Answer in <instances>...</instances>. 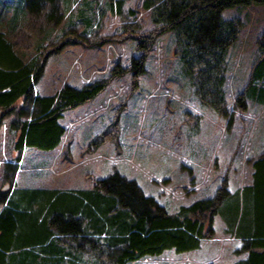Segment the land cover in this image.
Masks as SVG:
<instances>
[{"label":"rangeland","instance_id":"1","mask_svg":"<svg viewBox=\"0 0 264 264\" xmlns=\"http://www.w3.org/2000/svg\"><path fill=\"white\" fill-rule=\"evenodd\" d=\"M119 1L61 0L63 20L57 25L49 20L48 8L41 16L28 11L19 18L18 0H0V31L27 61L46 60L36 86L40 94L49 96L67 85L80 89L110 79L95 100L64 113L60 123L66 133L57 150L25 149L16 186L93 189L98 180L118 173L136 181L146 197L175 214L215 197L223 185L230 195L251 185L253 164L264 156V104L252 99V75L264 55L260 43L264 6L223 13L226 20L242 23L228 55V113L223 115L200 103L184 73L174 33L154 41L145 73L133 90L132 60L142 52L136 40L121 41V36L127 31L125 25L134 26L136 35L150 33L155 25L151 12L143 8L144 0H125L121 9ZM106 38L114 39L104 43ZM117 66L126 71L112 77ZM242 93L245 111L237 107ZM16 118L0 110V192L8 189L5 165L17 156V131L12 129ZM46 164L49 171L41 166ZM3 207L0 204V211ZM200 220L211 223L214 230L200 249L183 254L168 250L130 264H235L247 257L240 252L243 241L227 230L221 215L208 213Z\"/></svg>","mask_w":264,"mask_h":264},{"label":"trees","instance_id":"2","mask_svg":"<svg viewBox=\"0 0 264 264\" xmlns=\"http://www.w3.org/2000/svg\"><path fill=\"white\" fill-rule=\"evenodd\" d=\"M123 1H119L120 9ZM60 3L18 0L19 18L29 12L41 16L48 8L49 20L58 25L63 20ZM252 5L264 6V0H144L143 8L151 12L155 30L136 35L134 26L125 25L127 31L121 36V41L136 40L142 52L132 60L133 90L145 73L154 41L174 33L184 73L195 86L200 103L227 115V60L242 23L226 20L223 13ZM113 39L106 38L104 43ZM260 43L264 50V33ZM25 57L0 31V110L17 115L12 122L17 131V156L5 165L8 189L0 192L4 205L0 211V264H130L168 250L189 253L214 234L212 224L200 220L208 213L221 215L227 230L243 241L240 252L247 257L235 264H264V156L253 164L251 185L231 195L223 185L215 197L182 207L175 214L146 197L136 181L118 173L98 180L93 189H19L16 175L23 150L56 149L66 133L60 123L64 113L95 100L110 80L80 89L67 85L53 95L41 96L35 87L43 78L46 60L27 61ZM125 71L117 66L111 76H123ZM252 76V99L264 104V88L259 87L264 86V55ZM245 101L242 93L237 107L244 111Z\"/></svg>","mask_w":264,"mask_h":264},{"label":"crops","instance_id":"3","mask_svg":"<svg viewBox=\"0 0 264 264\" xmlns=\"http://www.w3.org/2000/svg\"><path fill=\"white\" fill-rule=\"evenodd\" d=\"M40 83V82H39ZM38 83V84H39ZM38 84L36 85V86H38ZM35 91H36V93L37 94H39V95H41V96H47V95H42V94H40L39 92H38V88H36L35 87ZM6 112V111H5ZM61 145V144H60ZM60 145L56 148V149H54V150H52V151H42V152H46V153H52V152H54L55 150H57L59 147H60ZM25 149H27V148H25ZM25 149L23 150V152H22V160H21V162H20V165L22 164V161H24V158H25V153H24V151H25ZM34 149H36V148H34ZM41 151V150H40ZM47 164H49V163H47ZM47 164L46 165H41V166H44L43 168H45V169H50L49 168V165L47 166ZM20 170H21V166H19V170H18V172H17V175H16V181H17V184H18V180H19V177H20ZM49 171V170H48ZM44 189H56V188H45V187H43ZM78 190V189H77Z\"/></svg>","mask_w":264,"mask_h":264}]
</instances>
